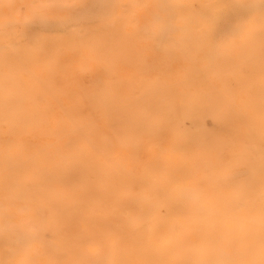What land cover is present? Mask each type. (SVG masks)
<instances>
[{
  "label": "clouds",
  "instance_id": "1",
  "mask_svg": "<svg viewBox=\"0 0 264 264\" xmlns=\"http://www.w3.org/2000/svg\"><path fill=\"white\" fill-rule=\"evenodd\" d=\"M0 264H264V0H0Z\"/></svg>",
  "mask_w": 264,
  "mask_h": 264
}]
</instances>
